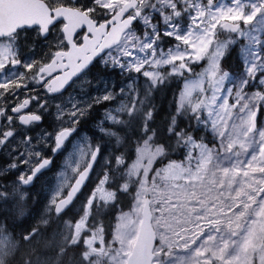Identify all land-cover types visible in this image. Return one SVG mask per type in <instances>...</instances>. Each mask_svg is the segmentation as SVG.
I'll return each mask as SVG.
<instances>
[{
  "label": "snow or ice",
  "instance_id": "6c2138e0",
  "mask_svg": "<svg viewBox=\"0 0 264 264\" xmlns=\"http://www.w3.org/2000/svg\"><path fill=\"white\" fill-rule=\"evenodd\" d=\"M0 264H264V0H0Z\"/></svg>",
  "mask_w": 264,
  "mask_h": 264
},
{
  "label": "flooded vegetation",
  "instance_id": "af4514ba",
  "mask_svg": "<svg viewBox=\"0 0 264 264\" xmlns=\"http://www.w3.org/2000/svg\"><path fill=\"white\" fill-rule=\"evenodd\" d=\"M39 187H40V186H39V184H38V185H37V188L34 189L33 192H37V191H39Z\"/></svg>",
  "mask_w": 264,
  "mask_h": 264
}]
</instances>
